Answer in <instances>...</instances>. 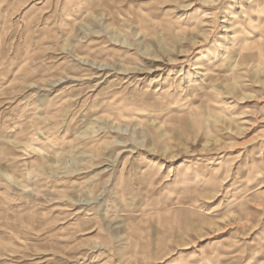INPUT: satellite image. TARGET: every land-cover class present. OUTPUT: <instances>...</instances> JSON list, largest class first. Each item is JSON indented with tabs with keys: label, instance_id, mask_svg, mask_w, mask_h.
I'll list each match as a JSON object with an SVG mask.
<instances>
[{
	"label": "rangeland",
	"instance_id": "1",
	"mask_svg": "<svg viewBox=\"0 0 264 264\" xmlns=\"http://www.w3.org/2000/svg\"><path fill=\"white\" fill-rule=\"evenodd\" d=\"M0 264H264V0H0Z\"/></svg>",
	"mask_w": 264,
	"mask_h": 264
}]
</instances>
